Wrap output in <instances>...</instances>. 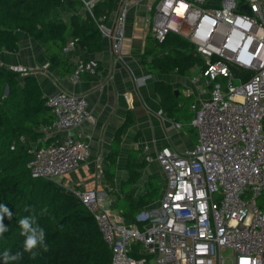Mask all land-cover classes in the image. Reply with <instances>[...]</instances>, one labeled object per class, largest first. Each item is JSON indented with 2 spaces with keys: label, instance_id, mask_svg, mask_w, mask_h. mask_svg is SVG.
Masks as SVG:
<instances>
[{
  "label": "built area",
  "instance_id": "built-area-1",
  "mask_svg": "<svg viewBox=\"0 0 264 264\" xmlns=\"http://www.w3.org/2000/svg\"><path fill=\"white\" fill-rule=\"evenodd\" d=\"M85 3L94 16L95 0ZM208 3L157 0L146 16L154 40L163 42L175 32L195 46L211 86L210 96L193 104L198 141L181 153L163 146L146 156L159 163L165 177L158 204L132 222L107 208L98 190H74L92 212L111 264H264V0ZM129 8V0L123 1L113 26L106 15L97 20L117 60ZM78 40L69 38L63 52L74 51ZM7 67L20 74L37 70ZM97 70L95 59L79 57L70 79L77 82ZM46 104L55 115L47 137L68 132L33 147L28 165L32 176L60 181L89 158L83 124L93 116L87 100L68 91L48 97ZM227 250L231 254L224 256Z\"/></svg>",
  "mask_w": 264,
  "mask_h": 264
},
{
  "label": "trees",
  "instance_id": "trees-1",
  "mask_svg": "<svg viewBox=\"0 0 264 264\" xmlns=\"http://www.w3.org/2000/svg\"><path fill=\"white\" fill-rule=\"evenodd\" d=\"M114 1L95 3L93 17L88 11H80L86 6L85 0H0V50L19 51L18 31H24L43 46L60 74H69L74 65L63 52L67 40L77 37L76 49L81 47L89 53L102 50L103 38L95 17L111 14ZM69 9L72 11L65 18L63 14ZM161 49L163 56L154 55ZM145 53L154 55L145 59L153 73L177 69L187 75L192 66L203 64L194 45L175 32H169L163 42L151 41ZM157 89L170 104L172 87L162 81ZM46 101L35 75L20 77L0 63V204H5L13 214L11 219H3L9 230L0 236V254L5 249L12 254L22 253L12 264H111V251L94 216L75 191L60 181L31 174V150L51 141L45 138V127L54 121L55 115ZM189 125H193L192 120ZM117 135L120 140V134ZM114 155L115 152L110 155L111 166L106 174L111 186L115 184ZM130 163L129 178L123 183L127 187L140 178L139 166ZM147 185L146 193L138 198L131 191L118 198L116 207L126 220L137 222L143 207L158 198L160 184L155 180ZM25 216H35L46 233L48 250L34 249L35 259L23 250L25 237L20 234L18 220Z\"/></svg>",
  "mask_w": 264,
  "mask_h": 264
},
{
  "label": "crops",
  "instance_id": "crops-1",
  "mask_svg": "<svg viewBox=\"0 0 264 264\" xmlns=\"http://www.w3.org/2000/svg\"><path fill=\"white\" fill-rule=\"evenodd\" d=\"M99 1L101 0H95V3ZM123 1L125 0H115L111 14L107 15L106 21L111 26L115 23ZM156 1L129 0L130 8L119 60L112 49L111 40L102 34V50L89 53L78 47L67 53L69 62L73 65L79 57L98 62L96 74L85 73L77 82L70 79L74 66L71 73L60 74L59 69L47 58L43 46L24 31H18L19 51L0 50V63L4 66L23 64L37 67L34 73L18 74L20 77L35 75L47 98L64 90L87 100L93 119L85 121L83 129L91 154L86 161L65 174L60 182L73 190H98L104 197L106 207L121 215L116 207L118 198L128 191L138 198L146 193L147 183L155 180L161 186L159 196L143 209L158 204L166 187L165 177L159 163L155 159L147 160L146 156H155L163 146L181 153L198 141V128L189 125L194 116L193 104L198 105L201 100L208 98L211 90L210 84L202 75V64L192 66L187 75L180 74L177 69L165 73H153L149 69L145 59H152L154 55L163 56L164 53L163 49L154 55L145 53L147 44L151 41L158 42L151 37L149 24L146 22V16L152 13L150 7ZM213 1L218 2L209 0L208 5H213ZM71 11L69 9L64 12V17L68 18ZM80 11L90 13L87 5ZM102 16L104 15L95 19L100 20ZM162 81L170 85L174 92L170 104L158 92L157 85ZM182 96L183 101L180 99ZM174 122L180 123L181 127H174ZM67 132L56 134L48 140L62 139ZM117 134H120V140L117 139ZM45 138H48L46 127ZM113 152L116 162L115 184L111 186L106 174L111 166L110 155ZM130 161L139 166L140 178L137 183L127 187L123 183L130 175ZM260 204L264 207V197L260 198Z\"/></svg>",
  "mask_w": 264,
  "mask_h": 264
},
{
  "label": "clouds",
  "instance_id": "clouds-1",
  "mask_svg": "<svg viewBox=\"0 0 264 264\" xmlns=\"http://www.w3.org/2000/svg\"><path fill=\"white\" fill-rule=\"evenodd\" d=\"M25 211H28L25 208ZM12 212L5 204H0V236H3L9 229L4 225L3 219L7 216L9 219L12 218ZM19 228L21 229V235L25 237L23 243L24 252L31 253L33 259H35L37 253L33 251L34 249L41 247L44 251H47V244L45 242V230L39 226L36 221L35 216H25L18 220ZM22 256V253L17 252L12 254L10 250L5 249L0 258L3 260V264H12L19 260Z\"/></svg>",
  "mask_w": 264,
  "mask_h": 264
},
{
  "label": "rangeland",
  "instance_id": "rangeland-1",
  "mask_svg": "<svg viewBox=\"0 0 264 264\" xmlns=\"http://www.w3.org/2000/svg\"><path fill=\"white\" fill-rule=\"evenodd\" d=\"M182 101L184 100V96L180 98ZM231 254L230 250L224 252V256H229ZM226 264H231L229 260L226 261Z\"/></svg>",
  "mask_w": 264,
  "mask_h": 264
},
{
  "label": "water",
  "instance_id": "water-1",
  "mask_svg": "<svg viewBox=\"0 0 264 264\" xmlns=\"http://www.w3.org/2000/svg\"><path fill=\"white\" fill-rule=\"evenodd\" d=\"M211 4H213V5H217L218 4V2L217 1H213V2H211ZM247 10H249V7L248 6H244Z\"/></svg>",
  "mask_w": 264,
  "mask_h": 264
}]
</instances>
